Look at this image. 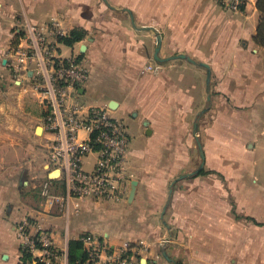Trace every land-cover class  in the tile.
<instances>
[{"label":"crops","instance_id":"obj_1","mask_svg":"<svg viewBox=\"0 0 264 264\" xmlns=\"http://www.w3.org/2000/svg\"><path fill=\"white\" fill-rule=\"evenodd\" d=\"M255 2L232 15L215 0H0V264L18 263L15 226L27 218L51 231L60 264L83 235L114 253L130 242L140 264H264V49L253 42ZM52 21L84 33L66 47L74 55L85 46L84 100L115 102L114 113L135 128L124 201L79 202L68 218L57 199L63 188L38 205L22 194L37 185L46 151L36 134L44 110L19 49L26 26ZM157 35L160 58L183 54L196 64L155 61ZM199 63L209 65L208 86ZM149 64L159 65L156 74ZM198 142L206 174L196 176Z\"/></svg>","mask_w":264,"mask_h":264},{"label":"built area","instance_id":"obj_2","mask_svg":"<svg viewBox=\"0 0 264 264\" xmlns=\"http://www.w3.org/2000/svg\"><path fill=\"white\" fill-rule=\"evenodd\" d=\"M217 2L236 13L247 4V0ZM67 35L57 21L26 26L22 36L26 46L19 49V61L31 70L30 90L44 110V170L50 174L57 172L56 178L43 185L42 194L54 199L48 184L60 182L63 193L57 199L61 212L68 218L80 213L79 202H123L131 175L126 166V126L114 117L110 107L95 106L83 99L80 90L89 71L79 52L66 55L62 51L64 45L59 39ZM145 68L156 74L159 65L149 64ZM39 221L27 218L15 226L19 240L17 264H60L61 252L52 233ZM79 241L85 247L87 262L92 264H140L137 250L128 241H123L116 253L90 235L81 236ZM25 254L29 259L24 262ZM101 255L104 259H100Z\"/></svg>","mask_w":264,"mask_h":264},{"label":"trees","instance_id":"obj_3","mask_svg":"<svg viewBox=\"0 0 264 264\" xmlns=\"http://www.w3.org/2000/svg\"><path fill=\"white\" fill-rule=\"evenodd\" d=\"M255 8L258 14V20L255 35L253 37V42L257 47L264 49V0H256ZM243 10L244 8H242L241 11ZM83 37L84 33L80 32L79 30H73L69 32L66 37L60 38L59 42L66 47H72L75 43L81 41ZM82 56L83 54L80 55V57ZM205 174L206 173L204 172V170L201 169L196 174V176ZM82 246L83 245L81 241L71 240L69 242L67 250L68 264H92L91 262H87V253L85 252V250H83ZM28 259L29 256L25 254L23 257V261L25 262Z\"/></svg>","mask_w":264,"mask_h":264},{"label":"rangeland","instance_id":"obj_4","mask_svg":"<svg viewBox=\"0 0 264 264\" xmlns=\"http://www.w3.org/2000/svg\"><path fill=\"white\" fill-rule=\"evenodd\" d=\"M215 1L217 2V0H215ZM219 7H220V5H219ZM220 8H221L222 11H225V12L228 11V10L222 8V7H220ZM228 12H231V11H228ZM231 13L233 15L236 12H231ZM239 13L240 12H238V14ZM243 15H248L249 16V19H248L249 20V23L248 24H250V21H251V18L250 17H252L251 10L250 9L247 10L246 12H244ZM62 51H64L66 53V55H69L71 53L70 48H66V47L65 48H62ZM85 101L88 102L86 99H85ZM88 103H90V102H88ZM113 115H114L115 118L121 120L124 123V125H125V123H126V125H128V128L125 125L126 126V129H127V132H129L133 136L134 135V129L135 128H134V126L131 123L132 119L129 118L127 115H120V114H117V113H114ZM135 131H136L135 133H137V130H135ZM41 133H42V131H40L39 133H37V131H36V134L37 135H41ZM133 142H136V140L134 139ZM199 164H200V162H199ZM48 174H50V172L47 173L45 170L44 171L42 170L41 177L39 179L37 178L35 180L37 182V185L34 188L33 187L23 186V188H22V194L28 196V198H30V202L31 203H36L38 205L39 202H40V199L38 197L45 198L41 194V190H43V185L46 182H48V179L50 180L51 178H56V177H54L52 175H48ZM48 188H49V192H52L53 194H58V193L61 194L63 187H62V184L60 182H52V183L48 184ZM231 211L233 212V214H235L234 215L235 218H240L241 217V215H239L238 210L236 209V207H235V205H234L233 202H232V206H231Z\"/></svg>","mask_w":264,"mask_h":264},{"label":"water","instance_id":"obj_5","mask_svg":"<svg viewBox=\"0 0 264 264\" xmlns=\"http://www.w3.org/2000/svg\"><path fill=\"white\" fill-rule=\"evenodd\" d=\"M156 43H157V45H156V48H155L154 54H153V58L155 61H157L159 63H165V62H168L170 60L180 59V60H186L192 64H196V62L193 59H191L190 57L183 55V54H179V55L171 56V57H167V58H160L158 56L159 50L161 48V38L159 35L156 36ZM84 50H85V46L82 47L80 54L84 53ZM198 65H200L201 67L206 69V84L208 86L209 82H210V75H211L209 65L206 63H199ZM80 93H82V90H80ZM109 107L111 109H115L117 107V104L115 102H112L111 105H109ZM204 112H205V110H202L201 114H203ZM195 130L197 131V124L195 125ZM198 149H199V154L201 157V163H200L198 169L195 172H193L191 175L197 174L201 169H203L205 158H204V154H203V150H202V146H201L200 142H198ZM53 174L54 173H51L50 175H53ZM134 184H135L134 182L131 184L132 188H131V191L129 194V200L131 199L132 194H133ZM163 256L167 259L165 252H163Z\"/></svg>","mask_w":264,"mask_h":264},{"label":"bare ground","instance_id":"obj_6","mask_svg":"<svg viewBox=\"0 0 264 264\" xmlns=\"http://www.w3.org/2000/svg\"><path fill=\"white\" fill-rule=\"evenodd\" d=\"M40 131H42V129L39 128V129L37 130V133H39ZM52 176L56 177V176H57V172L54 173Z\"/></svg>","mask_w":264,"mask_h":264}]
</instances>
